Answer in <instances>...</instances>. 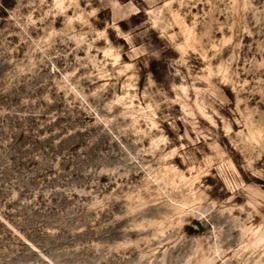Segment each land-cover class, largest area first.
Wrapping results in <instances>:
<instances>
[{"label": "rangeland", "instance_id": "rangeland-1", "mask_svg": "<svg viewBox=\"0 0 264 264\" xmlns=\"http://www.w3.org/2000/svg\"><path fill=\"white\" fill-rule=\"evenodd\" d=\"M0 264H264V0H0Z\"/></svg>", "mask_w": 264, "mask_h": 264}]
</instances>
